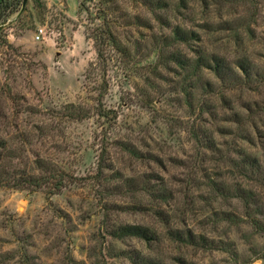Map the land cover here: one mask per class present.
<instances>
[{"label": "rangeland", "instance_id": "1", "mask_svg": "<svg viewBox=\"0 0 264 264\" xmlns=\"http://www.w3.org/2000/svg\"><path fill=\"white\" fill-rule=\"evenodd\" d=\"M0 264H264V0H0Z\"/></svg>", "mask_w": 264, "mask_h": 264}, {"label": "trees", "instance_id": "2", "mask_svg": "<svg viewBox=\"0 0 264 264\" xmlns=\"http://www.w3.org/2000/svg\"><path fill=\"white\" fill-rule=\"evenodd\" d=\"M101 41H102V39H101ZM100 42L98 41V44H99ZM102 44V42L100 43V45ZM101 50V49H100ZM98 57H99V52H98ZM127 229V231H131V233L133 234V235H135V236H139V234H140V231H142L140 228H130V227H127L126 228Z\"/></svg>", "mask_w": 264, "mask_h": 264}]
</instances>
